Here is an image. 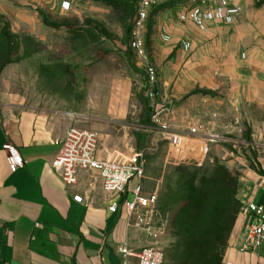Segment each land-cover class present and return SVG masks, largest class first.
Returning <instances> with one entry per match:
<instances>
[{
    "label": "crops",
    "instance_id": "0c3cea01",
    "mask_svg": "<svg viewBox=\"0 0 264 264\" xmlns=\"http://www.w3.org/2000/svg\"><path fill=\"white\" fill-rule=\"evenodd\" d=\"M203 1L209 0H162L149 13L150 20L153 12L146 46L160 64L162 92L173 102L172 127L187 135L189 127L199 123L205 133L216 136L235 130L234 120L241 119L260 131L264 127L259 122L264 120V0H231L240 8L235 21L199 27L187 13L202 7ZM17 95L1 97L0 264H124L123 246L133 253L127 263L138 264L147 239L142 229L129 224L122 204L132 194L107 193L100 173L90 169H80L77 182L67 185L53 166L68 129L97 131L89 125L95 111L82 114L46 104L42 110L19 103ZM107 110L110 117L123 120L129 113L128 98L113 94ZM7 140L25 160L16 172L3 149ZM209 141V136L190 138L189 159L202 157L203 144L206 148ZM135 152L139 151L126 134L118 138L108 130L101 133L96 156L109 159ZM240 192L241 202L264 203V182L255 181ZM75 196H82L83 202L75 201ZM115 202L118 209L112 212ZM36 223L41 226L36 228ZM242 224L239 215L231 242L235 248ZM249 254L255 258L249 264H264L261 251Z\"/></svg>",
    "mask_w": 264,
    "mask_h": 264
},
{
    "label": "rangeland",
    "instance_id": "374dc122",
    "mask_svg": "<svg viewBox=\"0 0 264 264\" xmlns=\"http://www.w3.org/2000/svg\"><path fill=\"white\" fill-rule=\"evenodd\" d=\"M65 2L68 9L63 8ZM138 2L0 0V110L4 94H18V102L28 107L95 111L89 125L99 131L100 140L103 131H114L118 138L126 134L145 156V194L158 195L150 230L144 231L146 246L162 248L164 264H178L183 256L176 250L179 241L198 248L214 241L222 205L238 208L239 217L240 190L264 182V127L254 131L247 121L235 119V130L207 134L210 141L206 148L203 144L202 157L173 158L167 137L152 120L146 76L130 47ZM32 6L60 27L43 23ZM117 92L128 98L129 113L123 120L110 117L107 110ZM233 233L234 228L221 264L253 262L251 254L231 244ZM190 255L196 258L195 251ZM261 256L264 259V247Z\"/></svg>",
    "mask_w": 264,
    "mask_h": 264
},
{
    "label": "built area",
    "instance_id": "2783aa9c",
    "mask_svg": "<svg viewBox=\"0 0 264 264\" xmlns=\"http://www.w3.org/2000/svg\"><path fill=\"white\" fill-rule=\"evenodd\" d=\"M161 1L139 0L134 26L130 35V47L136 65L144 71L146 76L145 95L148 99L154 124L167 137L173 158L187 160L192 151L189 147L190 138L200 135L207 136V133L199 123L190 126L187 135L175 131L172 127L173 102L162 92L160 64L146 46L150 9ZM63 8L68 9L69 3L65 2ZM239 15L240 8L232 5L231 0H209L203 1L202 7L190 9L187 18L196 26L201 27L208 22L230 23L235 21ZM99 140L100 134L97 131L71 127L61 141L60 151L54 161V169L67 185L77 182V174L80 169L98 171L102 178L103 188L107 193L124 195L130 192L132 194L133 200L126 196L122 201L128 215L129 224L143 231L150 230L158 195L157 193H144L142 180L146 160L143 152H135L131 156L120 154L109 159H98L96 152ZM3 149L7 154L12 172H16L24 166L25 160L20 149L11 140L4 143ZM74 200L82 203L83 197L75 196ZM118 205L115 202L110 210L115 212ZM239 215L243 218V231L241 236L238 237L236 247L244 253L260 252L264 247V203L241 202ZM40 226V223L35 224L36 228ZM120 251L124 257V264H128L127 257L133 254L132 251L127 246L121 247ZM164 263L165 252L160 247L145 246L138 254V264ZM223 264L237 263L224 262ZM256 264L263 263L258 262Z\"/></svg>",
    "mask_w": 264,
    "mask_h": 264
},
{
    "label": "trees",
    "instance_id": "16d2710c",
    "mask_svg": "<svg viewBox=\"0 0 264 264\" xmlns=\"http://www.w3.org/2000/svg\"><path fill=\"white\" fill-rule=\"evenodd\" d=\"M37 11L43 18V22L46 25H50L53 27H60V24L53 22L49 19L47 14L41 8H36ZM5 32V31H4ZM224 180H227L225 175L223 177ZM230 187L225 189L224 195L228 194V190ZM222 209V218L220 226L217 228L215 232L214 241H206L200 244V248H198L195 244L190 241L181 242L179 241L176 244V250L180 251L183 254L178 261V264H221L225 247L227 245V241L230 237V234L236 224L238 218V208L228 209L225 205ZM193 251L196 252V258H191V253ZM166 260V255H165Z\"/></svg>",
    "mask_w": 264,
    "mask_h": 264
}]
</instances>
